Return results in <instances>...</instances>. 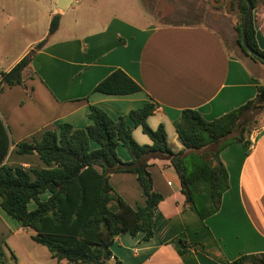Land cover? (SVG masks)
<instances>
[{"label":"crops","instance_id":"obj_1","mask_svg":"<svg viewBox=\"0 0 264 264\" xmlns=\"http://www.w3.org/2000/svg\"><path fill=\"white\" fill-rule=\"evenodd\" d=\"M74 1L61 11L53 0L54 8L42 18L33 11L31 26L41 25V32L31 40L20 36L28 12L18 0L13 11L0 5V73L35 52L24 70V83L6 85L0 92V119L10 143L5 165L45 167L37 153H18V144L41 140L45 130L60 122L86 128L92 122L91 105L118 118L145 103L156 104L148 118L150 126L156 129L163 123L170 145L180 150L174 122L183 109H198L212 120L254 99L258 87L264 86V68L230 50L216 28L140 24L132 18L137 10L130 11L129 18L111 14L106 21L102 16L71 21L67 15ZM55 14H61L60 25L50 35ZM253 14L256 38L264 50V0ZM12 22L18 24L12 26ZM44 39L46 44L36 51L35 45ZM119 68L142 91L125 95L95 91L100 81ZM258 129L249 147L233 143L221 151L230 188L220 210L205 220L195 210L184 208L180 178L168 156L152 155L148 169L155 191L164 196L154 212V235L149 240L143 239V233L115 237L111 245L114 264H229L243 254L264 252V123ZM133 135L140 144L152 143L140 127L133 129ZM118 154L124 161L132 159L121 145ZM110 182L130 206L145 204L136 174L113 173ZM2 210L0 199V220L5 223L8 219Z\"/></svg>","mask_w":264,"mask_h":264},{"label":"trees","instance_id":"obj_2","mask_svg":"<svg viewBox=\"0 0 264 264\" xmlns=\"http://www.w3.org/2000/svg\"><path fill=\"white\" fill-rule=\"evenodd\" d=\"M254 9L263 0H250ZM241 13L236 25V42L243 54L264 64L242 44L243 19L248 9L245 0H233ZM61 14H55L49 34L60 25ZM247 41L264 56L254 25V14L249 19ZM47 40L37 43L40 50ZM35 52L24 56L7 72L0 73V92L6 85L23 84L24 70ZM263 86L258 87L259 93ZM95 91L108 95H125L142 91V87L124 70L116 69L100 81ZM258 95L245 104L214 118L206 119L198 109L185 108L174 125L180 150H174L168 140L166 127L161 123L152 128L148 118L156 104L148 102L132 109L128 116L112 117L99 106L91 105L92 122L86 128H76L60 122L43 133L41 140L18 144L20 154L37 153L43 168L27 169L5 165L9 137L0 119V198L2 209L19 221L23 228L32 229L33 239L45 246L52 257L68 264H114L111 245L115 237L125 233H143V239L154 235V212L164 199L155 191L149 159L154 154L165 155L176 170L185 209H193L202 220L220 210L222 197L230 188L229 173L220 160L221 151L233 144H252L251 133L264 120L257 118ZM140 127L151 144H140L133 129ZM123 146L131 155L124 161L118 154ZM118 172L136 174L145 195V204L137 208L126 203L114 190L110 175ZM32 203L35 205L32 207ZM0 244V264L3 262ZM229 264H264V252L243 254Z\"/></svg>","mask_w":264,"mask_h":264},{"label":"rangeland","instance_id":"obj_3","mask_svg":"<svg viewBox=\"0 0 264 264\" xmlns=\"http://www.w3.org/2000/svg\"><path fill=\"white\" fill-rule=\"evenodd\" d=\"M15 0H0V5H7L10 11L15 7ZM17 1V0H16ZM90 1V2H89ZM18 3L28 14L25 32L20 33L21 39L26 35L28 40L41 32V25L33 28L34 20L31 13L44 17L53 7V0H18ZM137 10L136 15H132ZM128 11V12H127ZM132 14H131V12ZM111 14L124 18L131 17L140 24H205L219 30L225 38L230 50L244 56L236 42V25L241 20V13L233 0H75L68 10L67 17L71 21H83L102 16L106 21ZM34 15V14H33ZM78 21V22H79ZM12 22V26L17 25ZM255 61V60H254ZM264 68V64L255 61ZM257 118L264 120V105L259 104ZM1 199V198H0ZM32 207L35 205L31 204ZM3 211V210H2ZM8 221L0 220V244L3 247L2 264H68L53 258L50 251L33 239L35 232L32 229L17 227L18 221L5 214Z\"/></svg>","mask_w":264,"mask_h":264},{"label":"water","instance_id":"obj_4","mask_svg":"<svg viewBox=\"0 0 264 264\" xmlns=\"http://www.w3.org/2000/svg\"><path fill=\"white\" fill-rule=\"evenodd\" d=\"M55 1L57 2L58 9L61 11H65L69 7V5L71 4V2L73 0H55ZM245 1L248 4V9H247V12H246L244 19H243L242 44L251 54H253L257 58H259L260 60L264 61V56L261 55L259 52L255 51L252 47H250V45L247 41V27H248L249 19L253 14L254 6L250 0H245ZM259 96L264 101V86H263V90L259 93ZM214 159L217 163H220V157L219 156H216Z\"/></svg>","mask_w":264,"mask_h":264},{"label":"built area","instance_id":"obj_5","mask_svg":"<svg viewBox=\"0 0 264 264\" xmlns=\"http://www.w3.org/2000/svg\"><path fill=\"white\" fill-rule=\"evenodd\" d=\"M258 132H259V129H256V130H254V131L251 133V135H250V139H251V141L254 139L256 133H258Z\"/></svg>","mask_w":264,"mask_h":264}]
</instances>
